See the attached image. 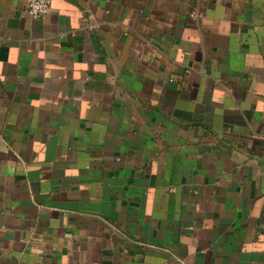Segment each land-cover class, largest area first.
<instances>
[{"label":"crops","instance_id":"1","mask_svg":"<svg viewBox=\"0 0 264 264\" xmlns=\"http://www.w3.org/2000/svg\"><path fill=\"white\" fill-rule=\"evenodd\" d=\"M29 1L0 0V264H264V0Z\"/></svg>","mask_w":264,"mask_h":264},{"label":"built area","instance_id":"2","mask_svg":"<svg viewBox=\"0 0 264 264\" xmlns=\"http://www.w3.org/2000/svg\"><path fill=\"white\" fill-rule=\"evenodd\" d=\"M50 10V2L48 0H30L28 13L33 19H40L48 14ZM199 15L194 13L192 17L196 18Z\"/></svg>","mask_w":264,"mask_h":264}]
</instances>
